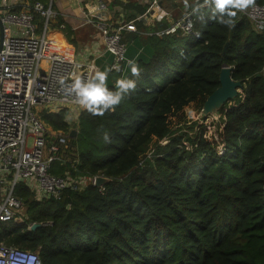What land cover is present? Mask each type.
<instances>
[{
  "label": "trees",
  "instance_id": "obj_1",
  "mask_svg": "<svg viewBox=\"0 0 264 264\" xmlns=\"http://www.w3.org/2000/svg\"><path fill=\"white\" fill-rule=\"evenodd\" d=\"M234 20L222 25L205 7L199 38L154 34L165 21L152 35H124L141 75L115 111L82 110L73 124L68 109L41 115L56 132H78L52 174L111 183L41 202L19 184L24 223H0V242L43 264H264V31L239 10ZM225 66L243 87L210 135L188 111L201 113ZM122 77L136 79L129 67L110 71L108 87Z\"/></svg>",
  "mask_w": 264,
  "mask_h": 264
},
{
  "label": "built area",
  "instance_id": "obj_2",
  "mask_svg": "<svg viewBox=\"0 0 264 264\" xmlns=\"http://www.w3.org/2000/svg\"><path fill=\"white\" fill-rule=\"evenodd\" d=\"M155 7L160 9L158 5ZM33 11L45 18L46 27L55 17L54 12L41 3H37ZM241 12L253 22L256 30L264 31V5L254 4ZM163 17L159 14L157 20L162 21ZM34 20L31 10L14 13L0 5V223H24V202L15 194L19 184H25L38 202L60 199L67 190L78 192L95 187L96 177H61L51 173L56 161H66L64 150L72 137L50 130L41 113L68 109L72 115L80 114L83 109L73 102L66 88L76 76L87 78L98 68L94 61L82 63L49 55L46 34H37ZM89 22L101 33L104 53L113 58L111 72L125 75L129 67L125 26L100 20ZM154 34L200 37L192 10L166 30ZM61 80L65 82L63 86ZM0 264L43 263L37 252L0 242Z\"/></svg>",
  "mask_w": 264,
  "mask_h": 264
},
{
  "label": "crops",
  "instance_id": "obj_3",
  "mask_svg": "<svg viewBox=\"0 0 264 264\" xmlns=\"http://www.w3.org/2000/svg\"><path fill=\"white\" fill-rule=\"evenodd\" d=\"M197 2L198 0H47L45 8L51 9L55 14L48 26H45V20L39 13L33 12V15L37 34H46L49 55L73 58L82 63L94 61L97 68L103 71L110 69L113 58L104 53L101 33L90 20L123 25L126 28L125 36L129 33L152 35L156 23L165 21L170 26L191 11ZM199 3H203V0H199ZM0 5L15 12L33 11L28 0H0ZM156 5L159 10L154 9ZM140 7H147L146 12L140 13ZM159 14L164 16L162 21L157 20ZM99 54L103 55L98 57Z\"/></svg>",
  "mask_w": 264,
  "mask_h": 264
},
{
  "label": "clouds",
  "instance_id": "obj_4",
  "mask_svg": "<svg viewBox=\"0 0 264 264\" xmlns=\"http://www.w3.org/2000/svg\"><path fill=\"white\" fill-rule=\"evenodd\" d=\"M255 4V0H203L192 8L193 14L200 13L202 8L210 7L213 15L217 16L220 24L231 27L237 10L244 11ZM132 78H120L115 82V88L110 89L107 81L111 69H95L87 78L76 76L67 86L66 91L73 97V102L81 109L92 115L103 116L106 112L115 111L122 101L137 88V80L141 75V69L134 59L127 60ZM64 85V80L60 81ZM108 137L105 136V140Z\"/></svg>",
  "mask_w": 264,
  "mask_h": 264
},
{
  "label": "water",
  "instance_id": "obj_5",
  "mask_svg": "<svg viewBox=\"0 0 264 264\" xmlns=\"http://www.w3.org/2000/svg\"><path fill=\"white\" fill-rule=\"evenodd\" d=\"M232 67L225 66L220 73V87L215 90V92L210 95L202 110L201 117L202 119H206L211 115H216L222 110L225 104L231 100H235L238 96L240 89L243 87L242 82L235 81L232 78ZM77 130H72L70 133V137H77ZM111 179L107 177L97 176L95 179V187L103 188L106 184L111 183ZM39 224L32 225V229L38 228Z\"/></svg>",
  "mask_w": 264,
  "mask_h": 264
},
{
  "label": "rangeland",
  "instance_id": "obj_6",
  "mask_svg": "<svg viewBox=\"0 0 264 264\" xmlns=\"http://www.w3.org/2000/svg\"><path fill=\"white\" fill-rule=\"evenodd\" d=\"M127 58H129L128 54H127ZM134 59H136V58H134ZM107 84H108V81H107ZM43 112H45V111H43ZM43 112L41 113V115L43 114ZM188 117H189V120L191 122H197L198 123L197 128L202 126L206 129H208V134H210V135H212L217 130V128H219L223 125V123H222L223 118L219 114L212 115V116L208 117L207 119H205V121H204V120L200 119V117H201L200 113L193 112V111L189 110L188 111ZM78 118H79V114L77 115L74 112L73 115L71 116L70 122L73 124V123L77 122ZM49 129L54 131L53 128H51V127H49ZM195 132H197V131L194 130L193 132H191V136H194ZM64 163H65L64 160L56 161L53 164L52 168L58 169L60 166H62L61 164H64Z\"/></svg>",
  "mask_w": 264,
  "mask_h": 264
}]
</instances>
